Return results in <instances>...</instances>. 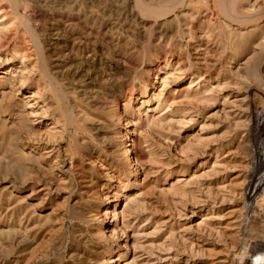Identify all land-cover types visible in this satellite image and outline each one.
<instances>
[{"label": "rangeland", "instance_id": "obj_1", "mask_svg": "<svg viewBox=\"0 0 264 264\" xmlns=\"http://www.w3.org/2000/svg\"><path fill=\"white\" fill-rule=\"evenodd\" d=\"M262 174L264 0H0V264L264 263Z\"/></svg>", "mask_w": 264, "mask_h": 264}, {"label": "bare ground", "instance_id": "obj_2", "mask_svg": "<svg viewBox=\"0 0 264 264\" xmlns=\"http://www.w3.org/2000/svg\"><path fill=\"white\" fill-rule=\"evenodd\" d=\"M262 170V169H261ZM261 172V171H260ZM263 173V172H262ZM263 175V174H262ZM264 176V175H263ZM242 201V200H241ZM249 201V200H248ZM247 202V201H246ZM258 218V217H257ZM246 219V218H245ZM232 222V221H231ZM234 223V222H233ZM258 225V224H257ZM261 227V226H260ZM257 230V229H256ZM247 232V231H246ZM248 235V234H247ZM259 237V236H258ZM252 238V237H251ZM255 239V238H254ZM261 239V238H260ZM255 241V240H253ZM253 245H255L253 243ZM234 253V252H233ZM261 257H264V240H261V241H258L255 245V247L253 248L252 250V253H251V260L252 261H255L258 262L260 260ZM264 261V260H263ZM221 264H226V262L222 261L220 262ZM254 264V263H253ZM258 264H264V263H258Z\"/></svg>", "mask_w": 264, "mask_h": 264}]
</instances>
